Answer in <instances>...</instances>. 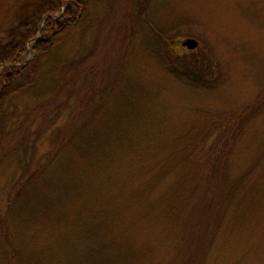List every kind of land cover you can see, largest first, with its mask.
Here are the masks:
<instances>
[{
  "label": "rangeland",
  "instance_id": "obj_1",
  "mask_svg": "<svg viewBox=\"0 0 264 264\" xmlns=\"http://www.w3.org/2000/svg\"><path fill=\"white\" fill-rule=\"evenodd\" d=\"M50 1L0 0V41ZM150 25L177 26L166 46L177 56L210 48L215 80L198 90L167 75ZM187 38L197 47L181 48ZM39 65L0 124V264H14L10 253L20 264H77L89 245L81 225L95 215L132 264H264V0H87L83 22ZM105 152L96 185L85 178ZM71 165L83 195L61 202L56 186L60 200L12 239L17 195L35 205L31 185Z\"/></svg>",
  "mask_w": 264,
  "mask_h": 264
},
{
  "label": "trees",
  "instance_id": "obj_2",
  "mask_svg": "<svg viewBox=\"0 0 264 264\" xmlns=\"http://www.w3.org/2000/svg\"><path fill=\"white\" fill-rule=\"evenodd\" d=\"M86 5L87 0H51L47 4L41 5L24 25L16 27L17 30L16 32L14 31L13 35L7 37L4 41H0V65L5 64L8 66L0 73L2 83V89L0 90V124L7 118L9 114L8 108L13 99H15L14 97H18L27 91L30 92L33 89L41 58L46 57L53 48H58L65 41L67 35L76 30L80 23L83 22ZM38 32H40V37L34 41L31 47L35 52V57L27 64L21 65L26 55V43L29 40H34ZM146 34L148 35L147 41L150 42L148 45L150 46V52H152V58L164 68L166 74H169L171 78L182 82L187 87L191 86L198 90L203 89L207 83L215 80L213 72L216 64L214 63L213 53L210 48L205 49L210 50V52L206 51L204 53L200 51L201 55H188L187 53L194 50L184 48L188 51L184 55L177 56L175 53H171L169 47H166L169 45V42L178 41V37L181 36L177 26L164 28L150 25L147 27ZM178 45L181 47V43ZM206 47L208 48V46ZM123 83L124 85L121 89L123 97L131 96L132 92L130 88L132 80L124 78ZM27 109L30 110L28 107ZM111 130L108 129L107 133H112ZM75 131L76 133L78 132V130ZM105 153L103 154V159L100 160L101 162L92 164L90 172L85 178H90V181L95 182L96 185L101 182L100 178L103 179V175L100 172L103 164L107 160L109 162L111 158L109 152ZM75 169L77 170V168L73 169V165H71L69 171L63 173V176H50V178L44 176L40 184L42 187H37L38 191H35L36 186L32 184L31 187L35 190L31 189L28 193L37 192V194H33L37 199L35 205L29 203L30 200L26 196L27 193L25 194L21 191L20 195H17L18 200L11 206L13 212L16 213V220L13 221L14 225L11 226L12 232H10L12 239H15L14 237L20 234L23 235L25 231L28 233V227L32 225V222L39 219V216H34V214H40L38 211L40 209L45 211V213L49 212L52 204L54 205L55 203L56 197L58 199L61 197V200H59L63 202L64 194L66 197L67 193H71L75 197L83 195L81 186L84 184V181L83 179L81 180ZM87 169L84 166L78 168L84 175H86L85 171ZM54 186L59 187V190H64L61 196L58 197L57 187L56 190H53ZM44 190H47V192ZM23 194L25 195L23 196ZM221 194L222 201L226 203L229 192L225 193L222 189ZM107 199H104V204L108 203ZM183 200L186 199L180 196L176 201L181 202ZM152 203L148 205L150 210L161 216L162 212H165L164 206L157 202ZM37 205H39L38 208ZM117 210L112 212V214L115 215L114 213ZM174 216L177 217V215ZM174 219L175 217H169L168 220L173 221ZM104 223V216L98 217L95 215L87 225H81L83 229L89 225L86 229L89 235V245L82 249L80 256L76 259L77 264H132L130 260L134 259V256L129 255L130 250L128 248H120V243L117 244L110 237ZM122 233V228H120V236ZM108 239L111 240V243L107 242ZM9 256L11 257L8 260L9 262L13 261L14 264H20L17 254L10 253Z\"/></svg>",
  "mask_w": 264,
  "mask_h": 264
},
{
  "label": "water",
  "instance_id": "obj_3",
  "mask_svg": "<svg viewBox=\"0 0 264 264\" xmlns=\"http://www.w3.org/2000/svg\"><path fill=\"white\" fill-rule=\"evenodd\" d=\"M181 45L186 46L189 49H194L195 47H197V41L194 39L187 38L182 40Z\"/></svg>",
  "mask_w": 264,
  "mask_h": 264
}]
</instances>
